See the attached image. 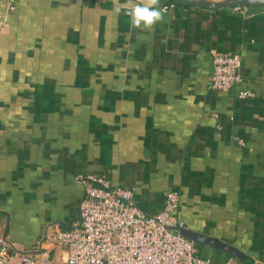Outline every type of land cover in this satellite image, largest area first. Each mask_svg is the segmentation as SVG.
Masks as SVG:
<instances>
[{
    "label": "crops",
    "instance_id": "0c3cea01",
    "mask_svg": "<svg viewBox=\"0 0 264 264\" xmlns=\"http://www.w3.org/2000/svg\"><path fill=\"white\" fill-rule=\"evenodd\" d=\"M150 3L14 0L0 24V237L63 264L45 239L76 227V178L95 175L149 215L177 191L186 231L247 257L193 242L210 264H264V6L157 0L173 8L135 27L126 11ZM217 54L241 61L226 93L210 86Z\"/></svg>",
    "mask_w": 264,
    "mask_h": 264
},
{
    "label": "built area",
    "instance_id": "2783aa9c",
    "mask_svg": "<svg viewBox=\"0 0 264 264\" xmlns=\"http://www.w3.org/2000/svg\"><path fill=\"white\" fill-rule=\"evenodd\" d=\"M173 8L164 6L163 12ZM246 8L234 10L244 13ZM15 10L14 0H6V15ZM238 56L217 54L212 59L211 89L229 92L241 81ZM239 99L254 98L250 91H241ZM244 146L242 140H238ZM83 189L78 205L75 228L56 232L45 240L64 252L63 264H210L202 258L195 244L181 234L184 224L177 217L179 193H167L162 210L149 215L134 200L131 190L112 186L95 175L78 176ZM21 264H54L46 252L27 253L14 248L0 237V264L12 261ZM225 264H244L228 260Z\"/></svg>",
    "mask_w": 264,
    "mask_h": 264
},
{
    "label": "water",
    "instance_id": "95a60500",
    "mask_svg": "<svg viewBox=\"0 0 264 264\" xmlns=\"http://www.w3.org/2000/svg\"><path fill=\"white\" fill-rule=\"evenodd\" d=\"M184 2L190 3L197 7L207 9V10H218V9H228V8H257L264 6V0H182ZM181 234L192 242L205 244L216 249L223 250L231 255H235L243 261L247 260L246 256L240 255V253L233 249L231 246L220 242L215 238H209L201 236L198 234L190 233L185 229H182Z\"/></svg>",
    "mask_w": 264,
    "mask_h": 264
},
{
    "label": "clouds",
    "instance_id": "9594fccd",
    "mask_svg": "<svg viewBox=\"0 0 264 264\" xmlns=\"http://www.w3.org/2000/svg\"><path fill=\"white\" fill-rule=\"evenodd\" d=\"M156 3L157 0H151V3L147 5L137 4L128 9L125 14L131 18V23L135 27H151L163 19L162 11ZM119 11L120 9H117V12Z\"/></svg>",
    "mask_w": 264,
    "mask_h": 264
}]
</instances>
